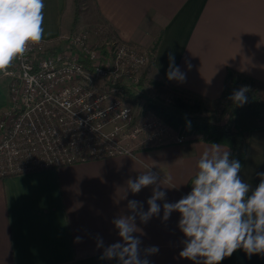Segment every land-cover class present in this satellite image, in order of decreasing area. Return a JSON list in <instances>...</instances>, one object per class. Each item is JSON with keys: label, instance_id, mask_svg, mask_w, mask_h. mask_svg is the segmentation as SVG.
<instances>
[{"label": "crops", "instance_id": "1", "mask_svg": "<svg viewBox=\"0 0 264 264\" xmlns=\"http://www.w3.org/2000/svg\"><path fill=\"white\" fill-rule=\"evenodd\" d=\"M44 34L41 41L63 44L64 36L88 29L74 28L75 7L70 0H44ZM89 17L91 39L107 33L152 50L156 54L148 74L208 99L219 98L229 69L264 82V0H92ZM78 26V25H77ZM169 53L186 73V80H168ZM191 64L188 69L187 64ZM8 78L0 72V117L10 107ZM167 138V136H166ZM172 138V137H171ZM170 138V139H171ZM212 143L167 142L120 155L59 168L32 171L0 179V264H118L100 259L97 236L105 246L120 241L114 218L131 215L128 200L143 202L152 186L123 196L126 182L151 168L161 182L167 202H176L191 191L196 164ZM221 150H229L226 145ZM264 172V129L253 130L248 152L239 173L252 189ZM173 187V188H167ZM152 217L146 224L137 217L134 233L141 249L158 246L150 264H193L181 258L183 233L180 214L167 221ZM80 242H76V238ZM143 258V251L141 252ZM221 264H264V257L250 259L237 250Z\"/></svg>", "mask_w": 264, "mask_h": 264}, {"label": "built area", "instance_id": "2", "mask_svg": "<svg viewBox=\"0 0 264 264\" xmlns=\"http://www.w3.org/2000/svg\"><path fill=\"white\" fill-rule=\"evenodd\" d=\"M103 30L98 42L81 31L58 47L30 43L0 71L10 81V107L0 117V179L133 155L169 135L168 123L141 120L121 96L141 81L152 50ZM185 141L179 134L170 140Z\"/></svg>", "mask_w": 264, "mask_h": 264}, {"label": "clouds", "instance_id": "3", "mask_svg": "<svg viewBox=\"0 0 264 264\" xmlns=\"http://www.w3.org/2000/svg\"><path fill=\"white\" fill-rule=\"evenodd\" d=\"M44 0H0V71L22 56L28 45L42 40L44 29ZM191 69V64H187ZM168 80L184 82L186 73L175 64V56L169 53ZM248 86L234 89L228 97L237 106L248 102ZM124 115H127L125 111ZM196 174L191 180V191L176 202H167L161 182L170 183L171 177L161 181L158 174L148 168L135 179L129 178L123 196L128 192L138 194L152 186L147 199V210L141 201L128 200L131 215L114 218L120 241L105 246L97 236V248H102L100 259H116L118 264H150L149 255L159 251L158 246L141 249L142 241L134 233L141 223L159 217L167 221L173 212L180 214L178 228L183 233V248L179 255L193 264H221L237 250H243L250 259L253 255L264 257V172L257 173L260 183L252 189L242 181L239 173L242 165L232 158L231 152L213 144L205 150L196 164ZM173 188V187H167ZM80 242V238H76ZM143 251V258L141 252Z\"/></svg>", "mask_w": 264, "mask_h": 264}, {"label": "trees", "instance_id": "4", "mask_svg": "<svg viewBox=\"0 0 264 264\" xmlns=\"http://www.w3.org/2000/svg\"><path fill=\"white\" fill-rule=\"evenodd\" d=\"M78 20L79 9L74 19L75 25ZM156 47L157 44L152 49V62L137 87L142 88L147 82L154 87L156 92L170 95L174 101L167 102L160 97L145 94L144 114H153L161 118L170 125L174 132L185 136L187 140L228 146L232 158L239 160L243 167L247 158L250 132L264 129V82L229 69L223 94L217 99H208L158 78H149L148 74L154 62ZM241 81H243L242 86L249 87L246 93L248 102L243 106H237L228 97L233 92L231 82L239 85ZM121 96L135 107L142 98L135 88L125 90ZM208 110L215 111L208 114Z\"/></svg>", "mask_w": 264, "mask_h": 264}, {"label": "rangeland", "instance_id": "5", "mask_svg": "<svg viewBox=\"0 0 264 264\" xmlns=\"http://www.w3.org/2000/svg\"><path fill=\"white\" fill-rule=\"evenodd\" d=\"M70 4L75 7V16L77 15V9H79V20L77 22V24L75 25L74 24V28L76 30L78 29H88V32L90 31H93L92 29V26L93 25L92 23H89V17L88 16H85L84 14H86L90 9L91 10V6H92V0H70ZM78 7V8H77ZM75 16H74V19H75ZM78 25V26H77ZM90 30V31H89ZM79 32V31H77ZM76 33V32H74ZM91 33V32H90ZM72 34V33H71ZM93 42H98V41H94L92 39ZM242 83L243 81H241L238 84L234 83V82H231V89L234 90V89H239L241 86H242ZM136 92L140 95H142V98L138 101V106L134 107L135 109V112L137 114V116L142 120V119H145V118H159L153 114H147L145 115L144 114V106H145V94H148V95H151L152 97H160L162 99H165L167 102H172L174 101V99L170 96V95H166V94H162V93H158L155 91L154 87L149 85L147 82L145 83L144 86H142V88H138L137 86H134ZM215 110H212V112H210V110L207 111V113H213ZM161 119V118H159ZM177 133L174 132L172 130V128L170 127V133L169 135L167 136V138H163V141H161V143H167V142H170V138L175 136ZM159 143V144H161Z\"/></svg>", "mask_w": 264, "mask_h": 264}]
</instances>
